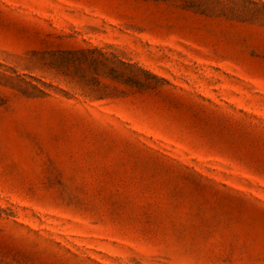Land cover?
<instances>
[{
    "label": "rangeland",
    "instance_id": "rangeland-1",
    "mask_svg": "<svg viewBox=\"0 0 264 264\" xmlns=\"http://www.w3.org/2000/svg\"><path fill=\"white\" fill-rule=\"evenodd\" d=\"M0 264H264V0H0Z\"/></svg>",
    "mask_w": 264,
    "mask_h": 264
},
{
    "label": "trees",
    "instance_id": "trees-1",
    "mask_svg": "<svg viewBox=\"0 0 264 264\" xmlns=\"http://www.w3.org/2000/svg\"><path fill=\"white\" fill-rule=\"evenodd\" d=\"M101 62L100 61H98V64H100ZM112 71L114 72V74H116V76H117V74H118V71H116L115 69H112Z\"/></svg>",
    "mask_w": 264,
    "mask_h": 264
}]
</instances>
